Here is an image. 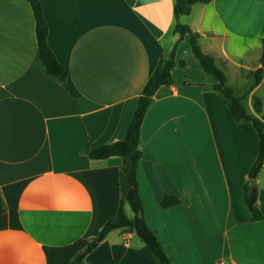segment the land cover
<instances>
[{"label":"crops","instance_id":"1","mask_svg":"<svg viewBox=\"0 0 264 264\" xmlns=\"http://www.w3.org/2000/svg\"><path fill=\"white\" fill-rule=\"evenodd\" d=\"M41 2L66 86L39 57L30 2L0 0V264H66L117 213L122 158L90 151L125 137L142 88L178 40L173 82L156 91L141 128L144 216L175 264H264V219H253L244 194L260 138L252 122L234 120L189 36L174 31L176 0ZM179 19L223 69L250 77L260 66L264 0L196 2ZM165 193L182 203L162 207ZM86 260L160 264L123 227Z\"/></svg>","mask_w":264,"mask_h":264},{"label":"trees","instance_id":"2","mask_svg":"<svg viewBox=\"0 0 264 264\" xmlns=\"http://www.w3.org/2000/svg\"><path fill=\"white\" fill-rule=\"evenodd\" d=\"M33 8L36 19V36L38 42L39 57L44 64L47 72L57 78L65 86L67 85L68 72L66 67L58 59L52 47L50 46L48 35L49 26L44 15V9L41 0H28ZM211 0H176L174 11L177 22L174 28L175 32L180 33V39L185 35L189 36L190 45L194 55L199 59L203 68L216 78L213 88L217 91L224 101L228 104L231 114L237 122L250 121L256 128L260 146L259 153L249 171L250 178H256L260 170L264 167V115L259 116L248 110L244 96L235 92V89L228 84L226 71L217 63L216 58L205 52L199 43V32L195 31L189 24L180 21L182 14L190 13L192 5L196 2H210ZM179 40L168 55H163L141 90L138 104L134 115L129 124L126 135L122 139L105 143L93 147L90 156L95 159H104L111 156H120L122 163L120 166L119 185L121 190V199L117 213L107 220L100 228L99 232L91 237L86 246L79 250L66 264H87L86 257L101 243L108 233L116 228H129L134 230L145 242L150 251L154 254L160 264H175L168 254L165 247L160 242L156 232L148 224L144 216V203L140 194L138 179V164L142 157L141 128L146 112L154 100L156 91L173 82L172 69L176 64V50ZM181 65L186 61L181 59ZM260 66L250 71L253 82L247 93L251 92L261 83L264 77V37L262 39V53L260 56ZM255 109L262 112V100L255 96ZM245 202L249 210L253 213V219H264V212L258 204L259 186L245 185ZM129 202L134 215L130 216L125 209V203ZM182 203V198L176 193H165L160 200L162 207L168 208ZM6 210V202L0 191V212Z\"/></svg>","mask_w":264,"mask_h":264},{"label":"rangeland","instance_id":"3","mask_svg":"<svg viewBox=\"0 0 264 264\" xmlns=\"http://www.w3.org/2000/svg\"><path fill=\"white\" fill-rule=\"evenodd\" d=\"M249 57L252 60H256V58H257L256 55H252V54L249 55ZM224 70L226 71V73L229 76V83L235 88L236 92L238 94H244L245 95V103L248 105L249 101H251V103L254 105L255 104L254 97L258 96L262 100V108H263V112H264V81L262 82V84L260 86H258L256 88L255 93L251 97H249V93H247V91L251 86V85L249 86V84L251 82H253V77L252 76L247 77L245 75H242L240 69H238V67L235 65H232L229 69H224ZM246 72H247V70H246ZM254 108H255V105H254ZM260 177H262V179H264V168L260 172ZM249 181H250V179H249ZM125 209H126V212L130 216L134 215V211L132 210L131 205L128 201L125 203ZM117 233H118V231H117Z\"/></svg>","mask_w":264,"mask_h":264},{"label":"water","instance_id":"4","mask_svg":"<svg viewBox=\"0 0 264 264\" xmlns=\"http://www.w3.org/2000/svg\"><path fill=\"white\" fill-rule=\"evenodd\" d=\"M249 184H250L251 186L256 185V184H257L256 178H250Z\"/></svg>","mask_w":264,"mask_h":264}]
</instances>
